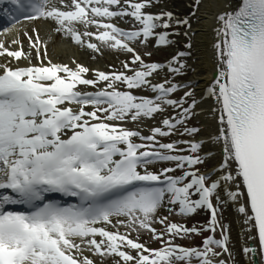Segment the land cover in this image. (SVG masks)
<instances>
[{
	"label": "snow or ice",
	"instance_id": "1",
	"mask_svg": "<svg viewBox=\"0 0 264 264\" xmlns=\"http://www.w3.org/2000/svg\"><path fill=\"white\" fill-rule=\"evenodd\" d=\"M7 2L16 10L12 20L47 21L52 32L93 53L106 48L130 59L108 72L76 60L72 66L53 63L47 41L42 44L35 27L33 35L23 33L27 51L20 39H12L14 49L0 40V56L7 58L0 64V264H105L109 259L112 264H228L223 256L231 258L229 236L218 220L222 192L228 201L239 202L238 212L245 225H252L264 252V0H239L234 11L217 17V69L206 89L218 106L213 110L216 131L208 137L221 148L215 176L197 167L214 153L200 155L206 142L195 137L201 128L188 126L200 105L192 85L153 82L164 69L175 76L190 67L191 18L201 0H193L192 11L183 18L163 9L145 11L152 0ZM124 17L133 18L134 30L114 22ZM174 25L185 29L186 50L166 64L146 62L143 56L152 53L142 56L134 42L155 37L158 46L171 44L170 33L156 29ZM21 60L26 66L12 63ZM181 88L180 99L170 98ZM168 108L180 111L150 128L149 135L124 126L155 120ZM173 134L193 139H157ZM177 170L180 175L173 174ZM166 204L172 206L169 214L189 216L204 208L210 219L199 228L174 223L159 215ZM217 228L220 238L214 235ZM204 231L212 235L200 247L176 242ZM142 233L160 246L148 247ZM243 252L254 255L257 248Z\"/></svg>",
	"mask_w": 264,
	"mask_h": 264
},
{
	"label": "bare ground",
	"instance_id": "2",
	"mask_svg": "<svg viewBox=\"0 0 264 264\" xmlns=\"http://www.w3.org/2000/svg\"><path fill=\"white\" fill-rule=\"evenodd\" d=\"M158 2V4L165 5L166 0H152ZM155 2V3H156ZM239 0H203L199 8V11L196 16V21L194 24V49L196 51V62L194 63L192 75L189 79V83H192L195 86V93L199 98L200 105L197 109L199 110V115L201 117V139L206 143L203 145V150L205 152L211 151L214 153V156L211 158L212 167L210 169V174L213 176L216 175V170L219 168V162L222 160L221 148L220 145L211 144L208 142V137L210 134H215L216 124L218 122L217 116L214 115L213 110L218 106L215 102L214 97L206 96V89L210 86L216 75V54L213 45L217 40L216 29L219 27V22L217 17L223 12L234 11L238 6ZM36 28L39 32L42 44L47 41L49 49V58L54 61L53 63H68L71 65V61L79 58L78 63H83L85 59V54L80 51H76L72 46L69 45L67 37H64L63 34H56L52 32L51 24L47 21H36V22H27L20 25H15V27L8 31V33L1 39L5 44H9V48H16L17 46L12 44L11 41L13 38L20 39L23 48L25 51L28 50L29 44L26 37L23 33L27 31L29 35H33L32 29ZM49 33H52L51 39H49ZM8 38V42L7 39ZM193 47V46H192ZM7 60L6 56H0V64L5 63ZM15 66L19 63L20 66H26V61H13ZM33 64L37 61L32 62ZM97 62H95L96 64ZM101 64V63H98ZM100 69H104L101 66ZM167 71V69H166ZM163 74V71L160 72ZM88 76H92L90 73ZM203 97V99H202ZM133 129H138L140 126H133L131 121H128L127 124ZM126 127V126H125ZM143 131L147 130V127L142 129ZM228 190H234L229 188ZM241 191H244L241 188ZM243 199V197L241 198ZM221 200L224 205H226L227 211L229 213V227L231 231L230 247L232 253H234L238 258V264H264V252H261L259 249L258 236L252 225L244 224L243 214L238 212L239 202L228 201L226 197V192L221 193ZM225 201H227L225 203ZM251 229V236L249 238V231ZM245 247H255L257 248L256 254H249L246 256L243 252ZM223 258L229 260V256L224 254Z\"/></svg>",
	"mask_w": 264,
	"mask_h": 264
},
{
	"label": "rangeland",
	"instance_id": "3",
	"mask_svg": "<svg viewBox=\"0 0 264 264\" xmlns=\"http://www.w3.org/2000/svg\"><path fill=\"white\" fill-rule=\"evenodd\" d=\"M167 2L165 3L164 6H162L163 4H158V2L153 1L154 4H152L151 8H146V11H149L153 14H158L160 12L161 9L165 10V11H172L174 13V15L183 18L184 16H187L191 11L192 8L190 7L193 4V0H166ZM200 3V6L202 4ZM156 2V3H155ZM199 7H197L195 9L196 15L194 17L191 18V24H192V30L194 28V24L196 21V16L197 13L199 11ZM123 24L127 25L126 28H136V24L133 20V18H127L123 20ZM163 31H168L170 33L169 35V39L171 41H173V43L168 44V45H156L155 42V37L149 38V40L147 41V43H140L139 41L134 42L133 46L135 47L136 51L138 53H140L142 56L144 53L146 52H151L152 56L151 57H147V56H143V58L145 59L146 62H159L162 64H166L167 61H169L171 59V57L173 55H175L177 53V51H183L186 50L185 49V44L187 43V37L183 36V32L185 31L184 28H179L177 29L176 26L174 25L172 28L169 29H163V28H157L156 32H163ZM175 31H179L181 33L180 36H175L172 35L171 33L175 32ZM194 35H192V49H191V57L187 59V64L190 65L189 68H186L184 73L181 75H175L173 76L170 72H166L163 74L156 75L153 78V82L154 83H159L162 82L165 79H171L173 82L175 83H180V84H191L189 83V79L192 75V71L194 70V63L197 61L196 60V51L194 49V44L195 41H193ZM76 51H80L83 52L85 54V59L84 62L82 63L83 65L89 67L90 69H98V70H102V71H113V70H117L121 68V63L125 60H129L130 57L128 55H126L123 52H119V51H115V50H110V49H102V53H93L91 50H88L87 52L85 51L84 48H80V47H73ZM74 60H79V58H76ZM95 62H97L95 64ZM101 63V64H98ZM102 67L104 69H100L99 67ZM90 74L92 75V73L90 72ZM166 75V76H164ZM91 78V76H90ZM195 86L192 85V90L195 92ZM121 89H124L123 87H121ZM185 89L181 88L178 89V91L174 94L171 95L170 98L172 99H180L183 96ZM134 93H137L138 95H154L153 93L147 92L146 90H134ZM197 100L199 99L196 95ZM190 103V101H189ZM187 106V105H185ZM180 111V109H172V108H168L166 110V112L163 115H157L155 120L152 119H148L145 118L144 121L141 122H134L135 125L140 126V127H147V131H143V130H139L141 132L142 135H149L150 134V128L152 127H156V126H160V121L163 118H166L167 116H176V114ZM127 124V123H125ZM188 126H196L201 128V125L199 123V116H196L194 118H192L189 122H188ZM180 131H182V128L180 129ZM201 133H202V128H201V132L200 134H198L195 139L196 140H200L201 139ZM162 141H166L168 143L172 142L173 140H190L193 139V137H189V136H182V135H178V134H173L170 135L168 137H159ZM141 142V141H138ZM181 148L187 149L188 145H182ZM204 146L202 147V151L200 153L201 156H204V154H206V152L203 150ZM183 154H188L187 151H185ZM212 160H206L204 164L197 166L200 170L201 173H209L210 169L212 167ZM168 166H172V165H168ZM174 175H180V170H177L175 173H173ZM193 199H197L198 196L193 195L192 197ZM214 204H215V200H214ZM172 207L171 205L166 204L165 207L163 209H161V211L159 212L160 216H168L169 220H171L174 223H179V224H183L185 226L188 227H200L202 225H206L210 219V211L204 208L198 209L196 213L191 214L189 216H183L180 215L178 213H173V214H169L168 209ZM218 220H220V222L226 226V234L229 236V247H230V239H231V231H230V227H229V213L227 211L226 205L223 204L222 200H221V205L219 206V212H218ZM155 227L157 229H161L163 228V225L160 224H156ZM124 229H121V231H123ZM220 232L221 229L217 228L215 235V238H220ZM133 236L136 235V233H132ZM208 235H212V233L208 232V231H204L199 235L193 234L190 237L187 238H177L176 242L179 243L182 246H194V247H200L202 246V241L203 239L208 236ZM140 239L142 241L147 242V246L148 247H159L160 245L151 240L150 235L148 233H142L140 236ZM230 253H231V258H229V260L231 261V263L228 262V264H238V258L237 256L231 252V250L229 249ZM105 264H112V261L106 260Z\"/></svg>",
	"mask_w": 264,
	"mask_h": 264
}]
</instances>
